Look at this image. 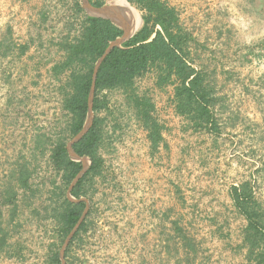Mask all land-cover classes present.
I'll list each match as a JSON object with an SVG mask.
<instances>
[{"label":"rangeland","instance_id":"obj_1","mask_svg":"<svg viewBox=\"0 0 264 264\" xmlns=\"http://www.w3.org/2000/svg\"><path fill=\"white\" fill-rule=\"evenodd\" d=\"M79 1L83 14L73 0H0V264H46L65 245L54 216L62 181L50 150L66 125L60 89L70 71L56 77L53 68L65 59L58 44L77 36L90 16ZM120 1L107 0L101 8L121 20L108 11ZM161 1L176 9L181 28L196 39L190 60L220 98L219 133L196 131L177 115L174 85L159 87L152 69L135 82V93L152 100L164 126V146L152 154L127 95L104 92L110 108L100 113L104 165L82 197L93 209L102 248L86 261L247 264V224L230 191L250 181L264 209V0ZM115 11L128 15L127 9ZM39 134L46 135L40 149ZM23 164L33 170L34 195L17 186ZM83 164L88 169L90 161ZM9 190L18 193L15 205L4 204ZM67 196L73 198L69 190ZM73 256L83 264L78 245ZM61 260L66 264L64 254Z\"/></svg>","mask_w":264,"mask_h":264},{"label":"trees","instance_id":"obj_2","mask_svg":"<svg viewBox=\"0 0 264 264\" xmlns=\"http://www.w3.org/2000/svg\"><path fill=\"white\" fill-rule=\"evenodd\" d=\"M76 13H84L79 0H73ZM107 0H89L94 8H101ZM142 13V27L121 47H114L100 65L95 82L93 98L94 118L87 133L72 145L80 158L90 161L89 168L71 190L76 200L86 197L85 188L102 173L104 160L100 155L103 144L105 119L100 113L109 111V103L104 92L120 90L127 95L133 105L136 118L148 133L152 154L164 146V126L154 117L155 105L152 100L135 93L136 79L150 70L158 72L157 85H174L173 104L177 115L187 119L194 130L219 133L216 107L220 101L208 75L197 69L190 60V44L196 39L184 31L179 23L176 9L161 0H125ZM123 36V30L109 20L85 16L77 36L61 41L58 45L65 53L62 63L56 64L53 74L70 75L61 87L62 111L66 115V125L62 134L55 140L50 150L52 169L61 177L59 192L60 206L54 209L59 233L64 242L68 233L80 221L85 203L71 201L67 191L83 170L81 162L73 161L67 145L84 128L88 117L89 98L98 60L112 43ZM22 50V53L25 52ZM45 134L36 139L37 148L44 145ZM166 147V145H165ZM33 170L28 165H20L16 182L20 190L35 194L32 189ZM233 205L246 221L243 246L247 251V264H264V209L256 199L252 183L246 181L232 186L230 191ZM18 193L8 191L5 205H15ZM89 217V215H88ZM86 226H79L76 235ZM46 264H62L59 251H54Z\"/></svg>","mask_w":264,"mask_h":264},{"label":"water","instance_id":"obj_3","mask_svg":"<svg viewBox=\"0 0 264 264\" xmlns=\"http://www.w3.org/2000/svg\"><path fill=\"white\" fill-rule=\"evenodd\" d=\"M83 7L89 11V15L90 17H97V18H102V19H105V20H109L111 21L113 24L117 25L119 28H121L123 30V36L119 39H117L114 43H112L110 45V47L107 49V51L105 52V54L98 60L97 64H96V67H95V71H94V77H93V84H92V88H91V93H90V98H89V109H88V117H87V120H86V123L84 125V128L83 130L81 131V133L76 136L68 145H67V149H68V153H69V156L70 158L75 161V162H81L83 164V160L84 158H80L72 149V145L76 142H78L86 133L87 131L89 130L91 124H92V121H93V118H94V113H93V98H94V92H95V82H96V77H97V73H98V70L100 68V65L101 63L103 62V60L106 58V56L110 53V51L118 46V47H121V45L126 42L127 40H129L130 38L133 37V35L135 34H132V35H127L125 29L123 28V22L121 20H118V19H115L113 17H110L108 15H106L104 12V9L105 8H101V9H96L94 8L89 0H83ZM142 21V19H141ZM86 168L83 164V170L82 172L77 176V178L75 179V181L72 183L71 187L69 188V197L71 196V190L72 188L74 187V185L77 183V181L83 176V174L86 172ZM72 200L73 202H80V200L76 201L74 200L73 198L70 199ZM87 216V210H85V212L83 213L80 221L78 222L77 226L75 227V230L81 225V223L84 221V219L86 218ZM74 230V231H75ZM69 240L70 238L67 240V242L65 243L64 247H63V250L61 252V258H63V254H64V251H65V248L67 246V244L69 243ZM62 264H64V262L62 261Z\"/></svg>","mask_w":264,"mask_h":264},{"label":"flooded vegetation","instance_id":"obj_4","mask_svg":"<svg viewBox=\"0 0 264 264\" xmlns=\"http://www.w3.org/2000/svg\"><path fill=\"white\" fill-rule=\"evenodd\" d=\"M77 203H85L84 212L85 210H87V216L84 219V221L86 223V226L82 228L81 233L79 235H76L79 230V227L76 230L74 228L72 231L68 233L67 237L65 238V243L67 242L69 238L70 240L64 251L65 261H66V264H74V263L76 264L77 263V260H75L73 256V249H74V246L78 245L79 248L82 249V253L85 255V257L82 256V260L84 261L83 264H89V262L87 261H90L93 256H97L99 254L97 250L102 248V246L98 247V244L101 243V241L99 240V236L97 234L98 224L96 223L94 224L90 220V216L93 214L92 213L93 209H90L88 201L81 198L80 202H77ZM93 243L97 246V247L95 246L96 247L95 253H93L92 251V249L94 248ZM83 248H87V251H84Z\"/></svg>","mask_w":264,"mask_h":264},{"label":"bare ground","instance_id":"obj_5","mask_svg":"<svg viewBox=\"0 0 264 264\" xmlns=\"http://www.w3.org/2000/svg\"><path fill=\"white\" fill-rule=\"evenodd\" d=\"M112 7L108 9V11L111 13L112 16H118L121 20H123L124 27L126 28L127 35H132L137 31V29L141 26V18L139 17L138 12L131 7L125 0H121L119 4H112ZM114 6V7H113ZM114 8V9H113ZM116 10H123L127 9V16L123 17L121 15H118L115 11ZM116 14V15H115Z\"/></svg>","mask_w":264,"mask_h":264}]
</instances>
